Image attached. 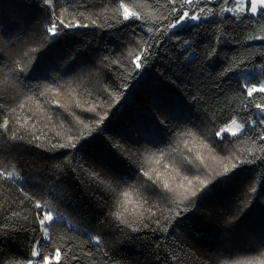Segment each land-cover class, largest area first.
<instances>
[{"label": "trees", "instance_id": "1", "mask_svg": "<svg viewBox=\"0 0 264 264\" xmlns=\"http://www.w3.org/2000/svg\"><path fill=\"white\" fill-rule=\"evenodd\" d=\"M234 6L0 0V264H27L36 203L59 264H264V15Z\"/></svg>", "mask_w": 264, "mask_h": 264}, {"label": "snow or ice", "instance_id": "2", "mask_svg": "<svg viewBox=\"0 0 264 264\" xmlns=\"http://www.w3.org/2000/svg\"><path fill=\"white\" fill-rule=\"evenodd\" d=\"M47 3H50L51 0H46ZM226 2H233V0H226ZM185 3L188 5L193 4V0H185ZM236 7L233 8H227L226 11L229 13H234L237 16L245 14V6L243 3V0H235ZM248 9L247 12L252 15L260 14L264 15V0H248ZM204 9H200V12L202 13ZM130 18H139V13L132 12L130 11L127 7H124V14H123V19L124 20H129ZM201 19V15L199 14H194V15H189L188 11H182V15H179L176 19V24L171 25V27H176L182 23H185L188 20L191 21H199ZM62 25V21L60 22ZM50 33L53 35H57V23L53 22L52 28L48 29ZM140 57L137 56L136 60L140 61ZM136 68L139 69L141 67V63L137 62L136 63ZM264 93V83L260 84V86H257L255 84H252L250 87H246V93L248 97H252L254 93ZM256 108L261 109L262 116H264V105L261 104H256ZM248 122L245 121V124H239L233 130L231 127L226 128V129H221L220 132L215 133L216 136H221L222 133L228 132L230 133L233 137L238 136V134H245V125ZM253 124L256 123V121H252ZM233 125H236L237 122L235 120L232 121ZM260 125H264V118H261L259 120ZM5 126H7V122H5ZM259 138L261 140H264V134L260 135ZM243 163V162H242ZM237 165H233L232 168L235 169ZM231 169L225 168L224 173L222 174V179L223 181H227L228 179L231 178L230 173ZM8 177H12L15 175L14 173H8ZM145 175H148V173H145ZM165 188H168L169 185L167 183L164 184ZM127 195V193L125 194ZM35 207L39 209L40 211L37 213V218H38V223L40 225V229H37V231L41 232V235L39 238L34 237V242H35V247L30 253V258L27 261V264H39V261H42V264H53V261L56 262V264H59L61 261V251L59 248L55 250L54 256L51 258L48 255H45L43 253V248L45 242H50V236H49V227L51 226V223L54 221L53 214L51 210L45 211L44 206L36 203ZM119 216V214H117ZM97 243H99V238H97ZM39 249V250H37Z\"/></svg>", "mask_w": 264, "mask_h": 264}, {"label": "rangeland", "instance_id": "3", "mask_svg": "<svg viewBox=\"0 0 264 264\" xmlns=\"http://www.w3.org/2000/svg\"><path fill=\"white\" fill-rule=\"evenodd\" d=\"M243 3H244V6H245V0H243ZM235 7H236V3H235V6L233 7V9H234ZM225 11H226V10H225ZM226 13H229V12L226 11ZM201 19H203V18H201ZM201 19H200V20H201ZM188 21H189V22H192V23H196V22H198V21H191V20H188ZM186 22H187V21H186ZM260 84H262V82L257 83V84H255V85L260 86ZM255 115H256V120H257L258 122H259V120H260L261 118H264V116H262L261 109H258V108L255 109ZM233 120H235V119H233ZM233 120H231V121H229L227 124L221 126L220 129H219L217 132H220L221 129H226V128H229V127H231L233 130H235V128L237 127V125L242 124V123L238 122L237 120H235V121L237 122V124H236V125H233V124H232V121H233ZM225 134L231 135V134L228 133V132H224V133H222V135H225ZM222 135H221V136H222Z\"/></svg>", "mask_w": 264, "mask_h": 264}]
</instances>
